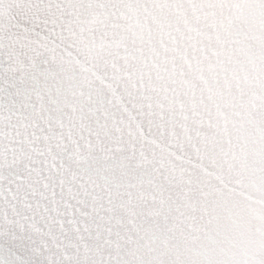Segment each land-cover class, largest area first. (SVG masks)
I'll list each match as a JSON object with an SVG mask.
<instances>
[{
    "label": "snow or ice",
    "instance_id": "6c2138e0",
    "mask_svg": "<svg viewBox=\"0 0 264 264\" xmlns=\"http://www.w3.org/2000/svg\"><path fill=\"white\" fill-rule=\"evenodd\" d=\"M0 264H264V0H0Z\"/></svg>",
    "mask_w": 264,
    "mask_h": 264
}]
</instances>
